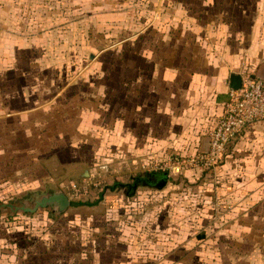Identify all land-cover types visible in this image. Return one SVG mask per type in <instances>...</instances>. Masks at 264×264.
Listing matches in <instances>:
<instances>
[{"label": "rangeland", "instance_id": "rangeland-1", "mask_svg": "<svg viewBox=\"0 0 264 264\" xmlns=\"http://www.w3.org/2000/svg\"><path fill=\"white\" fill-rule=\"evenodd\" d=\"M257 22L264 0H0V81L50 102L32 113L33 141L13 126L33 159L19 153L10 166L0 148V206L31 209L46 186L76 204L59 215L2 208L0 264H264V188L254 185L248 151L206 168L201 152L142 163L124 154L107 121L121 122L139 54L203 55L250 79L245 50ZM87 114L92 130L80 136ZM248 131L233 148L249 149ZM52 154L65 163L60 181L39 162ZM84 166L88 178L69 181ZM162 174L166 185L150 187Z\"/></svg>", "mask_w": 264, "mask_h": 264}, {"label": "crops", "instance_id": "crops-1", "mask_svg": "<svg viewBox=\"0 0 264 264\" xmlns=\"http://www.w3.org/2000/svg\"><path fill=\"white\" fill-rule=\"evenodd\" d=\"M250 29L249 47L245 50L249 64L246 65L251 68L252 79L264 82V24L257 22ZM234 63L238 66L240 61L237 63L235 60ZM230 74L233 73H228L223 63H211L210 58L203 55L174 51L139 54L137 69L122 88L121 122L106 116L108 123H111V133L115 135L120 132L124 154L138 157L142 163L146 158L200 152L207 148L210 131L222 116L224 103L231 91ZM234 74L241 77L239 73ZM17 88L15 82L0 81V148H4L1 157L9 156L10 166L16 163L19 153L22 158L28 155L30 159L34 158L33 147L27 148L30 152L27 153L19 146V131L13 126L22 124L25 129L24 132L20 130L22 137L24 133L23 140L33 141L36 124L32 113L34 110L48 109L50 103L25 99L19 96ZM88 115L84 121L87 129L82 132L80 128V136L92 130L90 126L94 121ZM82 117L83 112H80V120ZM248 129L244 137L248 136L249 149L240 147L238 142L236 148L232 145L230 153L237 159L238 155L247 154L248 151L254 185L264 188V121L256 122ZM39 162L52 179L60 181L61 176L67 174L65 163L55 154ZM75 163L68 164L75 166ZM84 171H87L85 166L82 169L74 167L68 179Z\"/></svg>", "mask_w": 264, "mask_h": 264}, {"label": "built area", "instance_id": "built-area-1", "mask_svg": "<svg viewBox=\"0 0 264 264\" xmlns=\"http://www.w3.org/2000/svg\"><path fill=\"white\" fill-rule=\"evenodd\" d=\"M222 116L209 134L208 151L196 158L203 168L220 164L227 145L256 122L264 121V82L243 80L241 89L229 91Z\"/></svg>", "mask_w": 264, "mask_h": 264}, {"label": "water", "instance_id": "water-1", "mask_svg": "<svg viewBox=\"0 0 264 264\" xmlns=\"http://www.w3.org/2000/svg\"><path fill=\"white\" fill-rule=\"evenodd\" d=\"M241 86H242V78L238 75L230 74L229 89L231 91H238L241 89ZM207 143H208L207 148L206 149L203 148V150L200 151L202 154H205L208 151L209 139L207 140ZM87 177H88V173L87 171H84L82 173L71 176L69 179L70 180H75L79 178L85 179ZM156 179L161 180L162 185H164L168 177H167V174H162L161 176H157ZM36 199L38 201H35ZM23 204L25 203L16 202L13 205H7L6 207L12 211L23 210L24 212H29V213L34 212L37 208L42 209L44 207H51L52 209L51 213L56 214V215L61 214L69 207H75V203L69 201L67 196L64 193H62L59 189H56V188L52 194H42L37 197H33V199L31 198L29 202V204L32 206L31 209L24 208ZM18 205H21V207H18Z\"/></svg>", "mask_w": 264, "mask_h": 264}, {"label": "trees", "instance_id": "trees-1", "mask_svg": "<svg viewBox=\"0 0 264 264\" xmlns=\"http://www.w3.org/2000/svg\"><path fill=\"white\" fill-rule=\"evenodd\" d=\"M250 79H252V78L250 77ZM248 128H249V127H248ZM248 128H247V129H248ZM238 137H239V136H238ZM231 148H232V143H229V144L227 145V147H226L225 154H226V152L229 153L230 150H231ZM166 183H167V182H165V184L162 185V181H158L157 179H155L154 182H153L152 184H149V186L152 187V188H155V189H157V190H160V189H162V188L166 185ZM73 203H74V202H73ZM77 205H78V204H77ZM75 206H76V204H75Z\"/></svg>", "mask_w": 264, "mask_h": 264}, {"label": "flooded vegetation", "instance_id": "flooded-vegetation-1", "mask_svg": "<svg viewBox=\"0 0 264 264\" xmlns=\"http://www.w3.org/2000/svg\"><path fill=\"white\" fill-rule=\"evenodd\" d=\"M158 180V179H157ZM158 181H161V180H158ZM138 183H139V181L137 180L136 181V183H135V185L134 186H132V187H136L137 185H138ZM46 187H48L47 189H45V191L44 192H42V193H38V194H32L31 195V198L33 199V197H37V196H39V195H42V194H52L53 193V191L55 190V188H53V190H50L49 189V187L50 186H46ZM35 201H38L37 199L35 200ZM7 206V205H6ZM5 205L4 206H0V210L3 208V209H5V208H7ZM38 209H40V208H37L36 210H38ZM42 209H47V207H44V208H42ZM10 210V209H9ZM11 212H12V210H10ZM0 213H1V211H0ZM11 214V213H10Z\"/></svg>", "mask_w": 264, "mask_h": 264}]
</instances>
